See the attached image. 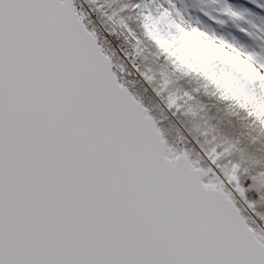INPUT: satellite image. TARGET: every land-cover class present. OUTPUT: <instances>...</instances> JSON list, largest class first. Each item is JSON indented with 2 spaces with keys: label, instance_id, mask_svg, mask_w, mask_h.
Returning a JSON list of instances; mask_svg holds the SVG:
<instances>
[{
  "label": "snow or ice",
  "instance_id": "6c2138e0",
  "mask_svg": "<svg viewBox=\"0 0 264 264\" xmlns=\"http://www.w3.org/2000/svg\"><path fill=\"white\" fill-rule=\"evenodd\" d=\"M199 12L264 40V0ZM169 26L238 54L245 98L197 86L209 77L178 58ZM222 104L258 130L246 147L192 129L175 138L195 109ZM260 199L264 46L228 39L183 0H0V264H264L245 212Z\"/></svg>",
  "mask_w": 264,
  "mask_h": 264
},
{
  "label": "rangeland",
  "instance_id": "374dc122",
  "mask_svg": "<svg viewBox=\"0 0 264 264\" xmlns=\"http://www.w3.org/2000/svg\"><path fill=\"white\" fill-rule=\"evenodd\" d=\"M235 2L239 4H244L246 0H235ZM183 3L188 7V11L193 15L202 19L206 24L211 25L214 29L224 34L228 39L235 38L241 44L247 46L250 49L260 50L262 46H264V40L257 38L256 36L246 35L244 32L240 30V28H246L249 31H254L251 25L246 22H239V26L236 23L229 22L226 26H220L214 24L211 20H208L207 17H204L199 12V7L204 6L207 3V0H183ZM251 19V18H250ZM256 24H261L264 26V12L259 13V17L253 20ZM169 31L172 33V39L177 40L181 37L187 38L184 41L187 46L182 49H175L173 51L176 53L178 58L181 59L182 62H190L195 68H199L204 73H209L211 69H218L221 73L220 77L224 78L225 82L232 84L233 81L237 82L236 77L234 76V72H240L244 70L245 61L241 59L238 54H234L225 44L221 43L218 40L211 39L207 34L201 36L198 34H188V30L185 29H176L169 26ZM113 47L116 50H119L121 46L117 49V47ZM214 53L215 57L222 61L219 67L216 66V63L209 56V53ZM234 87V86H233ZM236 94L242 93L238 89V86H235ZM239 92V93H238ZM241 95V94H240ZM244 97V95H243ZM247 209V208H246ZM251 217L255 220L256 224H253L256 227V230L259 232L261 228L264 231V224L259 217H255V213L247 209Z\"/></svg>",
  "mask_w": 264,
  "mask_h": 264
},
{
  "label": "trees",
  "instance_id": "16d2710c",
  "mask_svg": "<svg viewBox=\"0 0 264 264\" xmlns=\"http://www.w3.org/2000/svg\"><path fill=\"white\" fill-rule=\"evenodd\" d=\"M109 3H111V0H109ZM101 22H103L104 24L108 23L106 19L101 20ZM128 22L135 24L137 22V17L130 16ZM186 40L187 38L181 37L180 39L174 40V42L180 45L179 49H182L187 46V44L184 43V41ZM173 49L174 51H176V48ZM141 63L145 64V66L147 67H151L155 63L152 53L147 48L144 50L143 56L141 58ZM221 73L222 72H220L218 69H211L207 74L203 71H200V74L202 76H208L209 78L196 79L195 83L201 88H206L208 95L213 97H218V95L222 91L227 90H231L236 93L237 91L235 90V86L237 87L238 83L233 81V83H230L229 85V83L225 82L224 78L220 77ZM129 79L132 78L130 77ZM137 87L139 86L137 85ZM237 96L245 98L243 97V92L239 93ZM157 111L159 110L157 109ZM195 111L197 113L196 116L189 120L185 128L176 130V139H179V137L183 135L188 129H192L195 130L197 134H202L203 132L207 131L209 133V137L214 135L218 141L223 142H230L238 138L241 141V147H246L249 142V136L247 135V133L251 132L252 135H255L258 131L253 130L250 126H246V124L243 122V116L240 113L239 108L235 105L222 104L220 105L219 109L215 107L211 108L210 110L197 108L195 109ZM225 113L228 114V119H220V117H223ZM161 118H164L163 115ZM229 119H231L233 122L239 120L241 121V123H237L236 127L233 128L232 125L228 123ZM241 132H244L245 135H241ZM250 210H252L255 213L256 217H259L264 224V199L257 200L255 202V207L251 208ZM245 212L249 218V222L257 225L255 220L249 214V211L245 209ZM259 232L264 231L260 228Z\"/></svg>",
  "mask_w": 264,
  "mask_h": 264
},
{
  "label": "built area",
  "instance_id": "2783aa9c",
  "mask_svg": "<svg viewBox=\"0 0 264 264\" xmlns=\"http://www.w3.org/2000/svg\"><path fill=\"white\" fill-rule=\"evenodd\" d=\"M95 19V18H94ZM98 22V21H97ZM111 24V22H110ZM111 40L114 42V44L116 45L117 49L119 48V46L121 47H126L125 43H124V40L122 37L120 38H117L116 36H112L111 37Z\"/></svg>",
  "mask_w": 264,
  "mask_h": 264
},
{
  "label": "bare ground",
  "instance_id": "6f19581e",
  "mask_svg": "<svg viewBox=\"0 0 264 264\" xmlns=\"http://www.w3.org/2000/svg\"><path fill=\"white\" fill-rule=\"evenodd\" d=\"M258 50V49H257Z\"/></svg>",
  "mask_w": 264,
  "mask_h": 264
}]
</instances>
